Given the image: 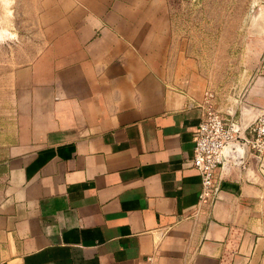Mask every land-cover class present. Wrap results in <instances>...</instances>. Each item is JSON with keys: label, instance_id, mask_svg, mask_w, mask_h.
I'll return each mask as SVG.
<instances>
[{"label": "crops", "instance_id": "crops-1", "mask_svg": "<svg viewBox=\"0 0 264 264\" xmlns=\"http://www.w3.org/2000/svg\"><path fill=\"white\" fill-rule=\"evenodd\" d=\"M43 11L51 39L0 126V264H264V152L229 159L199 201L192 137L209 86L166 1ZM263 107L259 75L217 108L246 126Z\"/></svg>", "mask_w": 264, "mask_h": 264}, {"label": "rangeland", "instance_id": "rangeland-1", "mask_svg": "<svg viewBox=\"0 0 264 264\" xmlns=\"http://www.w3.org/2000/svg\"><path fill=\"white\" fill-rule=\"evenodd\" d=\"M165 1L174 37L206 76L213 104L243 99L250 81L264 75V0ZM44 5L45 0H0V126L5 128L13 121L19 69L51 39Z\"/></svg>", "mask_w": 264, "mask_h": 264}, {"label": "built area", "instance_id": "built-area-1", "mask_svg": "<svg viewBox=\"0 0 264 264\" xmlns=\"http://www.w3.org/2000/svg\"><path fill=\"white\" fill-rule=\"evenodd\" d=\"M211 97V94L206 95L205 108L192 137L191 165L200 176V202H211L217 196L222 153L228 143L240 141L255 154L264 152V107L250 124L244 126L233 113L224 115Z\"/></svg>", "mask_w": 264, "mask_h": 264}, {"label": "water", "instance_id": "water-1", "mask_svg": "<svg viewBox=\"0 0 264 264\" xmlns=\"http://www.w3.org/2000/svg\"><path fill=\"white\" fill-rule=\"evenodd\" d=\"M246 151H247V146L243 142L236 141V142L228 143L224 147L222 153V157H223L222 168L229 159L235 158V160H238L240 156L243 157L246 154Z\"/></svg>", "mask_w": 264, "mask_h": 264}]
</instances>
